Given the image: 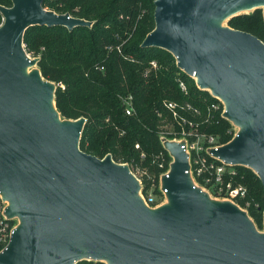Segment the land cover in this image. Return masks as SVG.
Masks as SVG:
<instances>
[{"label": "water", "instance_id": "1", "mask_svg": "<svg viewBox=\"0 0 264 264\" xmlns=\"http://www.w3.org/2000/svg\"><path fill=\"white\" fill-rule=\"evenodd\" d=\"M43 2L0 5V195L5 216L16 219L0 264H264V232L238 204L193 183L177 141L161 140L171 162L156 207L141 198L127 163L80 149L86 118L61 117L57 85L27 54L23 35L35 25L72 30L92 22ZM257 8L264 16V0H154V28L141 46L170 52L220 100L237 130L213 152L252 169L264 188V42L227 25Z\"/></svg>", "mask_w": 264, "mask_h": 264}, {"label": "trees", "instance_id": "2", "mask_svg": "<svg viewBox=\"0 0 264 264\" xmlns=\"http://www.w3.org/2000/svg\"><path fill=\"white\" fill-rule=\"evenodd\" d=\"M0 5L10 6L11 0H0ZM43 6L92 22L89 27L76 26L72 30L35 25L23 35L26 51L39 57L37 66L42 76L57 85L54 100L61 117L86 118L79 141L82 151L99 158L110 153L116 162L146 168V183L148 177L157 180L170 161L159 138L164 122L158 113L168 115L163 101L189 103L198 108L199 132L217 136L221 144L234 136L233 125L221 115L220 100L199 89L194 78L177 67L170 52L141 46L154 28V0H44ZM227 25L264 42L261 8L233 16ZM151 61H155V67ZM127 93L134 100L135 112L130 116L124 114L119 98ZM211 104H217L218 109L209 112ZM167 122L176 125L170 118ZM135 144H139L138 149ZM233 167L234 181L246 188L245 198L236 203L261 229L262 183L252 169Z\"/></svg>", "mask_w": 264, "mask_h": 264}, {"label": "built area", "instance_id": "3", "mask_svg": "<svg viewBox=\"0 0 264 264\" xmlns=\"http://www.w3.org/2000/svg\"><path fill=\"white\" fill-rule=\"evenodd\" d=\"M108 49H111V46ZM150 64L152 67L156 66L155 61H151ZM179 85L181 89H185L182 82ZM119 98L124 114L128 116L134 114L135 109L132 94H120ZM162 106L168 115L166 117L162 113H158L159 116L163 117L162 121L164 122L159 132L160 141L162 139H171L182 145L184 151L187 153L189 162L187 173L191 176L193 183L215 198L231 200L234 203L240 199H244L246 188L234 181V177L236 176L234 167L226 164L213 152L223 144L218 142L217 136L199 132V124L196 119L200 115V110L189 103L180 105L174 101H163ZM218 107L217 104H211L208 107V111L214 112ZM168 118L175 122L176 125L169 124L167 122ZM135 148L138 149L139 144H135ZM140 157L143 159L145 157L144 153H141ZM170 162L171 157L169 164ZM169 164L167 169L158 175L157 180L154 177H148L149 182L147 183L145 182V177L148 176L146 168L128 164L131 173L139 180L141 185V198L150 207H156L165 200L167 190L161 186V177L167 176ZM162 166L160 164V167ZM5 207L6 202L0 195V251L10 240L16 226V219H8L5 216ZM73 264L106 263L95 259H83L75 261Z\"/></svg>", "mask_w": 264, "mask_h": 264}, {"label": "rangeland", "instance_id": "4", "mask_svg": "<svg viewBox=\"0 0 264 264\" xmlns=\"http://www.w3.org/2000/svg\"><path fill=\"white\" fill-rule=\"evenodd\" d=\"M226 23V22H225ZM24 44V43H23ZM24 48H25V45H24ZM26 50V49H25ZM27 52V54L30 56V57H38V56H35L36 54L34 53V52H28V51H26ZM233 128H234V133L236 132V130H237V128L236 127H234L233 126ZM145 170H147V169H145ZM258 229V228H257ZM259 231H261V232H264V224H263V227L261 228V229H258Z\"/></svg>", "mask_w": 264, "mask_h": 264}]
</instances>
